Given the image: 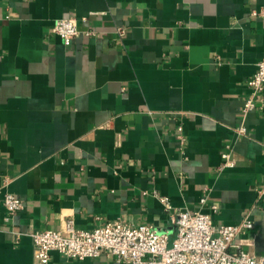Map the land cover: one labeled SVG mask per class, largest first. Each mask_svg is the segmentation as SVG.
Segmentation results:
<instances>
[{"label":"crops","instance_id":"1","mask_svg":"<svg viewBox=\"0 0 264 264\" xmlns=\"http://www.w3.org/2000/svg\"><path fill=\"white\" fill-rule=\"evenodd\" d=\"M262 7L0 0V264H40L31 234L67 219L88 230L126 219L174 238L176 213L200 209L216 226L249 215L241 242L263 254L264 90L242 114L264 58ZM62 17L80 19L69 44L53 31ZM226 150L234 165L221 168ZM9 192L24 208L6 221ZM47 264L125 263L52 251Z\"/></svg>","mask_w":264,"mask_h":264},{"label":"built area","instance_id":"2","mask_svg":"<svg viewBox=\"0 0 264 264\" xmlns=\"http://www.w3.org/2000/svg\"><path fill=\"white\" fill-rule=\"evenodd\" d=\"M264 15V7L253 11ZM87 20V16L81 18ZM80 19L62 17L55 21L53 31L66 43H71L80 34ZM251 94L246 99L242 114L244 117L257 106V97L264 90V58L248 81ZM181 129V128H180ZM239 133H245L241 126ZM221 168L232 167L231 152L223 153ZM169 205L168 198L161 197ZM207 194L201 197L204 206ZM3 204L6 221L24 208V201L13 193H6ZM257 204H264V185L258 190ZM214 212L218 210L212 206ZM175 236L168 230L147 224H135L126 219L108 222L91 230L79 229L72 219L65 221L64 229L52 228L32 233L34 256L38 263L47 264L52 251H59L69 258L86 259L101 255L112 256L125 264H264V253L247 250L242 236L254 224L249 215L232 225H214L212 213L202 209L178 211L174 218Z\"/></svg>","mask_w":264,"mask_h":264}]
</instances>
